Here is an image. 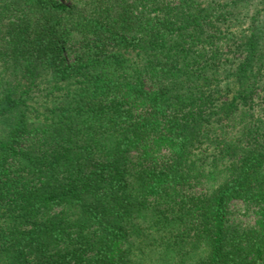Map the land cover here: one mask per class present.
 <instances>
[{"label": "trees", "instance_id": "trees-1", "mask_svg": "<svg viewBox=\"0 0 264 264\" xmlns=\"http://www.w3.org/2000/svg\"><path fill=\"white\" fill-rule=\"evenodd\" d=\"M71 2L0 0V264H264V0Z\"/></svg>", "mask_w": 264, "mask_h": 264}, {"label": "rangeland", "instance_id": "rangeland-1", "mask_svg": "<svg viewBox=\"0 0 264 264\" xmlns=\"http://www.w3.org/2000/svg\"><path fill=\"white\" fill-rule=\"evenodd\" d=\"M61 1H63L64 3L68 5L72 4L71 0H61ZM232 206H233V214H232L233 218H242L243 221L248 220L249 216L245 214L244 205L242 203H240L239 201H235L233 202Z\"/></svg>", "mask_w": 264, "mask_h": 264}]
</instances>
